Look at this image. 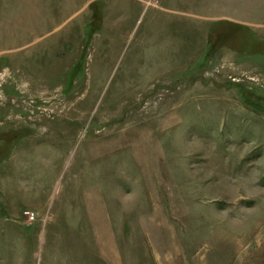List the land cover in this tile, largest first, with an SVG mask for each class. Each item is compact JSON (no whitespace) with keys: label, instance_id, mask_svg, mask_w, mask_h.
Listing matches in <instances>:
<instances>
[{"label":"rangeland","instance_id":"1","mask_svg":"<svg viewBox=\"0 0 264 264\" xmlns=\"http://www.w3.org/2000/svg\"><path fill=\"white\" fill-rule=\"evenodd\" d=\"M0 264H264V0H0Z\"/></svg>","mask_w":264,"mask_h":264},{"label":"built area","instance_id":"2","mask_svg":"<svg viewBox=\"0 0 264 264\" xmlns=\"http://www.w3.org/2000/svg\"><path fill=\"white\" fill-rule=\"evenodd\" d=\"M29 215H30V219H34V218H35V215H33V213L31 214V213L29 212Z\"/></svg>","mask_w":264,"mask_h":264}]
</instances>
